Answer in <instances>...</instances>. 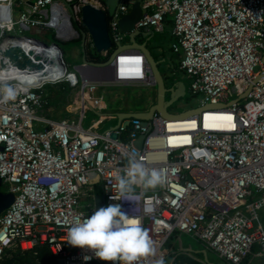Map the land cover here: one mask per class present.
Wrapping results in <instances>:
<instances>
[{"label":"built area","instance_id":"1","mask_svg":"<svg viewBox=\"0 0 264 264\" xmlns=\"http://www.w3.org/2000/svg\"><path fill=\"white\" fill-rule=\"evenodd\" d=\"M96 1L24 0L21 4L32 2L30 9L17 10L15 0H0V86L11 85L17 93L14 100L0 98V178L7 186L4 192L15 197L0 215V261L9 250L45 245L63 264H106L93 252L66 243L68 228L96 210L100 193L92 190L97 186L104 191L103 207L121 205L149 232L156 255L140 264H155L161 256L166 263L167 245L176 232L229 264L264 258V78L245 99L200 117L168 120L155 112L150 129L132 118L127 127L100 131L106 118L101 116L85 127L89 110L110 109L101 89L154 87L145 54L125 49L107 64L78 63L70 69L60 42L26 32L38 28L53 30L60 41L78 38L82 7ZM129 10L122 3L109 21L113 44L121 43L119 20ZM142 10L137 27L156 33L172 18L173 49L182 55L180 69L192 94L203 96L202 105L238 98L264 68V0H144ZM23 39L55 47L51 54L38 50L50 60L32 59L44 62L51 76L20 68L5 54L11 42ZM48 85L70 89L73 115H44L51 102ZM208 112L222 113V119H213L233 129L205 127ZM142 134L138 148L134 141ZM130 151H137L147 167L165 171L163 185L119 192L117 176Z\"/></svg>","mask_w":264,"mask_h":264},{"label":"water","instance_id":"2","mask_svg":"<svg viewBox=\"0 0 264 264\" xmlns=\"http://www.w3.org/2000/svg\"><path fill=\"white\" fill-rule=\"evenodd\" d=\"M126 2L130 8L129 13L124 15L119 20V27L121 31L129 37L132 49H138L142 51L149 63L150 69L155 79L154 87L156 88V101L155 103L145 111H133L123 112L118 114L117 122L109 127L108 129H117L123 124L124 127L130 125L132 118L140 119L143 126L151 127L149 120L153 117L155 112H158L168 120H182L190 117H200L204 112L208 110L224 109L237 103L240 100L245 99L250 93L253 84L264 78V68L260 75L250 84L245 93L240 95L238 98L228 102L227 104H205L195 108L187 109L180 113H172L170 107L181 97L186 96L191 92L189 83L181 78H174L172 75L167 76L166 72L161 69L160 62L154 55L152 49L149 47L148 42L155 38V31L151 27L138 28L137 23L143 15L142 1L141 0H101V5L86 4L82 7L81 12V26L78 27V33L80 34V45L82 48V63L91 65H104L110 62L121 50L128 49L125 45L119 44L117 49H114V44L109 32V21L113 18L116 11L120 8L121 4ZM139 35H144L147 38V42L144 44L137 43L136 38ZM72 39H67L70 41ZM44 45L47 43L42 42ZM134 44V45H133ZM60 47V45L57 43ZM91 45V46H90ZM62 49V47H60ZM87 48L94 51L95 53H111L108 60L105 62H93L88 60L86 55ZM63 50V49H62ZM113 50V51H112ZM6 55L10 56L15 64L20 68L29 69H42L44 62H34L32 56H35L36 60L41 59V56L34 54V51L25 53L20 47H11L5 52ZM264 66V56H263ZM95 114L99 113L96 110H92ZM113 138H117L118 135L113 132ZM145 134L140 135L136 141L135 146L138 148L142 147ZM2 179L0 178V215L7 209L14 201V194L11 192H4L1 190ZM96 209L104 206L103 194L96 196ZM197 252V250H194ZM205 255V259L208 261L207 249L201 251ZM64 261L59 260V264H63ZM209 263V262H208Z\"/></svg>","mask_w":264,"mask_h":264},{"label":"clouds","instance_id":"3","mask_svg":"<svg viewBox=\"0 0 264 264\" xmlns=\"http://www.w3.org/2000/svg\"><path fill=\"white\" fill-rule=\"evenodd\" d=\"M16 94L11 85L0 86L3 100H14ZM125 156L126 167L117 176L121 194L132 193L137 187L147 192L163 185V169L147 167L137 151L127 152ZM66 243L93 252L106 264H140L142 259L156 255L149 232L136 219L129 218L119 204L99 207L91 216L75 221L67 230ZM155 264H165L164 258H157Z\"/></svg>","mask_w":264,"mask_h":264},{"label":"crops","instance_id":"4","mask_svg":"<svg viewBox=\"0 0 264 264\" xmlns=\"http://www.w3.org/2000/svg\"><path fill=\"white\" fill-rule=\"evenodd\" d=\"M21 1L23 2L24 0H15V8L17 10L30 9L29 7L32 5V2H30L29 5H25L23 3L21 4ZM92 1H95V0H92ZM100 1L101 0H97L96 3L99 5ZM141 1L142 3L144 2V0H141ZM78 27L79 26H77V28ZM172 28H173V21H172V18L169 17L166 20L165 30L161 33L155 32L156 33L155 38L151 40V42L150 41L148 42L149 47L152 49L154 55L157 57L158 61L160 62L161 69H163L166 72L167 76H171V75L173 76L179 70H181L180 62L182 59V55L180 53H176L173 49V44L176 41V38L172 34ZM47 31L50 32L51 30L50 31L47 30ZM29 32L31 36L37 37L47 42H51L43 38L48 33V32L46 33L44 30L40 31L38 28H34ZM79 39L80 37L78 38L75 37L72 40L74 41V40H79ZM136 40H137V43L139 44H144L145 42H147V38L144 35H139L136 38ZM120 42L121 44L125 45V48L126 47L128 49L132 48L131 46H129L131 45L129 37H127L125 34L123 35V38ZM78 45H79L78 46L79 53L81 55L80 63H82V56H83L82 48L80 44ZM118 47H119V44L114 43V49H117ZM107 54L111 55V53H107ZM119 87H122V86L112 85L104 89H101L99 91L100 94L103 93L104 97L108 99V104L110 107V109L108 110V113L98 114V117H101V116L106 117L104 123H102L100 127L98 128V130L100 131L108 129V124H110L109 120L111 118L115 117L118 120L119 113L129 112V111L130 112L145 111L149 109L156 101L153 99L154 92H155V96H157L156 88L145 86L146 88H148V94L141 95V97L137 101L136 100L134 101L135 103L129 106H123L122 103H125L124 100L114 99V97H116L115 95H117L116 91ZM123 87H129V86H123ZM137 87H142V86H137ZM54 89L55 90H53L52 92L51 91L49 92L51 102H50V105L46 107V109L43 111L44 115L52 119H61V118H65V117H69L73 115L74 109L71 108L72 99H71L70 93L69 92L65 93V91L64 92L61 91L60 87H56ZM180 234H184V233H180ZM190 239L191 241L189 240V242L183 241L182 238L181 240L175 241L174 245H176V247L174 250L175 251L174 255L172 257L170 256L165 264H168V263L173 264L174 260L182 254L188 255L202 264H229L226 261L220 259L217 255H215L212 251L208 249H207L208 261H207V259H205L204 253L201 252L202 250L206 248L200 242L196 241L192 237H190ZM194 250H197V252H195ZM169 255H170V250H169ZM246 262L248 264H264V258L250 257L249 259H247ZM182 264H187V263H182Z\"/></svg>","mask_w":264,"mask_h":264},{"label":"rangeland","instance_id":"5","mask_svg":"<svg viewBox=\"0 0 264 264\" xmlns=\"http://www.w3.org/2000/svg\"><path fill=\"white\" fill-rule=\"evenodd\" d=\"M51 31L53 33H55L53 30H51ZM26 35H30V32L27 31ZM51 35L52 34L49 33V35L46 38L49 41H51V42H58L57 39L52 38L53 35L52 36ZM60 42H61L60 44L62 45V48L64 50L65 60H66L67 64L69 65L70 69H73L75 64L80 63V59H81V55L79 53V48H78L79 45L77 43V40H74V41L70 40V41H65V42L60 41ZM173 77L174 78H182V79L186 80L189 83V86H190V80H188L189 78H187L186 74L183 71L179 70L175 75H173ZM59 85H61V84H59ZM54 88H55L54 86L48 85L47 86V91H51L52 92L53 90H55ZM69 90L70 89H68V92H69ZM116 94L117 95H115L116 97H114V99L124 100L125 103H122V105L123 106H129V105L135 103L134 101L135 100L137 101L141 97V95L148 94V88H146L145 86H142V87H137V86L123 87L122 86V87H119L117 89ZM193 96L194 95L192 94V92H190L186 96H183V97L179 98L170 107L169 110L172 113H180V112L185 111L187 109H191V108H195V107L201 106L203 104V102H202L203 96L202 95H198V96H195V97H193ZM153 97H154L153 99L156 100L155 92L153 93ZM236 97H237L236 94L233 95V98H236ZM105 99H106V101L108 103V99L107 98H105ZM130 101H132V102H130ZM96 118H98V115L95 114L92 110H89L87 112L86 119L84 121V126L85 127H89L91 125L92 121L94 119H96ZM109 121H110V124H108V128L111 127L112 125H114L117 122V119L115 117H113ZM1 190L6 191L7 190V186L6 185H2L1 186ZM92 192L93 193L98 192V193L104 195L103 189L101 187H99V186H97L95 190H92ZM83 202L86 203L85 200ZM85 209L89 210V208L88 209L85 208ZM263 222H264V218H263ZM181 238L185 242H189V240L191 241L189 235H186V234H181ZM168 264H170V263H168Z\"/></svg>","mask_w":264,"mask_h":264},{"label":"trees","instance_id":"6","mask_svg":"<svg viewBox=\"0 0 264 264\" xmlns=\"http://www.w3.org/2000/svg\"><path fill=\"white\" fill-rule=\"evenodd\" d=\"M45 32L47 33L48 31ZM49 33L53 35V36L51 35L52 38L57 39L55 33L51 31L48 32L46 35L43 34L45 35L43 38L48 40L46 37L49 35ZM77 43L80 44V39L77 40ZM86 55L88 60L93 62H105L110 56L109 54L106 55L102 53H95L92 50H90V48H87ZM60 88L61 91L63 92L65 91V93L68 92L67 89L68 87L61 86ZM195 96L196 95H194L193 97ZM178 240H181V234L179 232H176L167 245V248L170 250L169 257L170 256L172 257L174 255L175 252L174 250L176 247V245H174V242ZM182 263L202 264L186 254H182L178 256L173 262V264H182ZM0 264H59V260L53 255V253L47 246L41 245L36 247L34 250H28V251H23L21 249L9 250L3 256L2 260L0 261Z\"/></svg>","mask_w":264,"mask_h":264},{"label":"bare ground","instance_id":"7","mask_svg":"<svg viewBox=\"0 0 264 264\" xmlns=\"http://www.w3.org/2000/svg\"><path fill=\"white\" fill-rule=\"evenodd\" d=\"M10 45L12 47H20L25 53H30L31 51H34V54H38V50H41L44 54H51L52 51L55 49L54 46H49L47 47L46 45L42 44L41 42L37 41V40H30V39H23V40H17L14 42H11ZM39 55V54H38ZM41 57L44 58L45 61H47L48 59L50 60V57L46 56V55H40ZM33 59V56H32ZM38 71H40L39 73L44 75V76H51L52 72L49 69L46 68H42V69H36ZM223 115L222 113H213V112H208L205 114L204 117V125L205 127H208L209 129H214V130H230L233 129V127L228 128V127H224L223 125H221L219 120H215L213 118H221L222 119ZM193 125H195V122H193ZM194 129V128H191Z\"/></svg>","mask_w":264,"mask_h":264}]
</instances>
